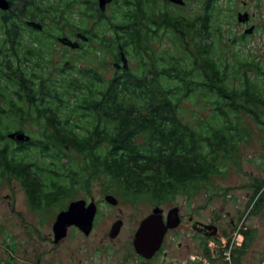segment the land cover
Returning <instances> with one entry per match:
<instances>
[{
  "label": "trees",
  "instance_id": "1",
  "mask_svg": "<svg viewBox=\"0 0 264 264\" xmlns=\"http://www.w3.org/2000/svg\"><path fill=\"white\" fill-rule=\"evenodd\" d=\"M153 2L137 0L133 5L138 18H127L135 32L127 45L142 54L146 18L162 16L172 51L160 58H139L134 70L118 72L99 94L93 91L94 79H84L78 70L66 79L58 74L54 79L27 78L23 71L14 77L21 65H14L15 53L4 54L7 47L0 46V180L6 175L17 179L33 211L62 208L77 190L73 184L89 182L86 174L117 183L127 199L160 205L189 198L226 169L246 139L241 114L264 126L257 116L259 110L264 114L263 60L236 52L234 64H229L207 34L204 16L192 30L190 20L168 9L148 14L146 8L159 5ZM9 19L0 23L3 38L19 39ZM199 97L208 117L195 125L185 123L179 115L182 103ZM39 120L48 125L36 127L31 143L8 138L23 131L19 121L36 125ZM25 143L27 147L21 146ZM72 151L81 166L70 160Z\"/></svg>",
  "mask_w": 264,
  "mask_h": 264
},
{
  "label": "flooded vegetation",
  "instance_id": "2",
  "mask_svg": "<svg viewBox=\"0 0 264 264\" xmlns=\"http://www.w3.org/2000/svg\"><path fill=\"white\" fill-rule=\"evenodd\" d=\"M7 1L9 9L4 10L0 8V23L10 18L9 20L15 23L20 38L16 40L3 38L1 31L3 25L0 24V46L6 45L7 48L2 50L4 54L15 53L12 56L14 65H21L22 69L20 68V71L12 72L14 77L18 76L16 73L23 71L27 78L31 77V74H35V76L42 75L52 79L56 78L58 74L64 78L68 77L69 73L75 74V71L78 70L81 71L85 77L84 79H94L93 91L99 94L101 90L108 87L111 81L115 80L118 72L134 70L131 66V60H134L136 63L140 59L144 61L149 60L152 55L153 57L157 55V58L162 57L163 53L156 54L155 48L152 47L153 42H157V45H159L160 38L164 37L162 16L155 21H148L147 26H144L142 29L145 35L142 37L144 38L143 45L139 46L141 47L139 51L142 54H137V51H132L131 47L127 45L128 37L135 33L130 30V27H133V21L128 22L127 18H138L136 14L134 16L132 14V7L137 3V0H110L105 3L103 9L100 8V0ZM154 1H157L159 5L165 3L164 0ZM194 1L198 2L195 10L196 15L193 17H186L184 15L183 19L190 20L191 28L195 30L197 19L201 20L204 16L205 27L209 32L207 34L212 37L214 0ZM167 2L168 5L177 8L188 6L186 0H183L184 5L182 6L173 4L168 0ZM246 3V1L242 2V6L245 8ZM245 8L241 12L246 16L244 22L238 21L240 12L235 13V24L233 22V25L240 28V30L242 29L243 32L239 35V39L243 40L253 36L259 28L264 26H260L258 23L261 19L258 11L250 12L245 10ZM160 15L162 14L160 13ZM257 16L259 19H257ZM117 20H119V24L116 23ZM249 30L250 32H247ZM61 39H65L72 45L63 44L60 41ZM56 47H59L60 51ZM156 49V52H159L160 49L158 47ZM69 53L77 54L76 59L78 62L82 64L91 63V65H83L81 68L77 66L75 68L68 61ZM56 55L60 59L64 58V62L60 64L61 61L57 60L58 64L53 70L52 68L50 69V66H52L50 63L52 57H56ZM123 59L127 63V68L123 66ZM93 64H97L101 68L111 64L113 69L110 77L104 79L102 76L104 71L102 73L97 72L93 68ZM30 103L31 100L28 99L27 104L30 105ZM46 123V120H39L35 122L36 125L34 126L43 127L44 125H48ZM21 132L29 138L26 141L27 143H31L35 139L30 131L26 132L23 130ZM42 139L44 140L45 138ZM21 146L27 147L28 145L25 143V145L22 144ZM85 185L91 186L84 183H77L72 186L73 188H77V190H83L86 187ZM100 194L101 197L99 199L94 198L93 195L89 199H82L85 202L84 208H88L90 204H93L95 207L91 229L88 233L80 230L75 225H70L66 228L65 236L56 243L53 231L56 216L50 225L47 240L48 244L52 246L48 252L60 250L59 252L63 253L61 255V258L64 259L63 264H242L240 258L242 249L235 247L238 243H235L234 237H231L230 233L224 235L225 237L222 234L225 238V243L221 244L223 237L220 236L222 233L220 222L216 224L213 223L212 219L201 220L193 210L186 212L187 210L183 205H173L166 208L163 204H153L150 213L140 221L135 220V222L130 223L126 237L122 238L125 227L129 226L127 220L123 219V215L127 214V211L124 214L122 206L124 207V204L128 206L137 205L141 202H147V199L120 198L119 194L116 195L107 189ZM120 194L123 196L121 192ZM107 196H112L116 202H108L106 200ZM71 202L73 201L71 200L67 204H64L65 206L63 205L62 208H59L57 215L67 210ZM103 206L108 208L107 210H114L115 215L108 224L96 230L99 223L104 220L105 213L102 209ZM155 209L157 210L155 215L159 217V221L164 226H167L168 222L174 225L172 227L167 226L159 247L153 253L142 255L135 249V234L140 223L153 215ZM173 209H176V213L175 216L171 217L173 220L169 221V213ZM133 212L132 208V211L128 213V219L134 215ZM38 214L41 215V213ZM230 223L232 226L235 225L233 218H230ZM214 225L216 227L215 234L212 228H207ZM116 226L118 228L114 231ZM76 233L81 238L78 243L82 244H79L75 249L67 245V240L71 234ZM94 235H96L95 238L91 240V237ZM243 243L244 240H242V245Z\"/></svg>",
  "mask_w": 264,
  "mask_h": 264
},
{
  "label": "rangeland",
  "instance_id": "3",
  "mask_svg": "<svg viewBox=\"0 0 264 264\" xmlns=\"http://www.w3.org/2000/svg\"><path fill=\"white\" fill-rule=\"evenodd\" d=\"M243 1L247 2L245 5L247 9L242 6ZM186 2L188 6L185 8H177L162 3L157 6L153 4V7L146 8V11L151 15L156 10L168 9L169 13L185 15L186 17L195 16L198 2L194 0H186ZM213 6H216V10L212 12V41L217 46L219 57L229 64H234L233 56L236 52L248 53L251 54V57L253 56V59L261 58L260 60H263L264 63V26L263 29L259 28L253 36L246 38L240 44L236 40L239 39V35L243 31L233 25V22L235 24V13H241L243 8L250 12L258 11L259 17H261L258 23L260 26L264 25V0H214ZM259 17L257 16V19ZM155 20L156 18L152 16L147 21ZM147 21L145 20V22ZM116 23L119 24V20ZM152 45L158 55L172 51L171 41L165 37L160 38L159 45L157 42H153ZM157 47L160 49L159 52H156ZM56 49L60 51L59 47ZM68 57V61L75 68L91 65V63L82 64L78 62L75 53H69ZM57 60L61 61L60 64L64 62V58L60 59L56 55L51 59L50 65L52 64V66L50 69L54 70L58 64ZM131 61L132 69H134L136 63L134 60ZM92 66L97 72L102 73L104 71L102 74L104 79L110 77L113 69L111 64L104 68L97 64ZM248 75L252 76V73L248 72ZM66 78L68 77H64V79ZM234 83L238 84L237 81ZM208 113L209 111L203 108V102L199 97L192 103L187 101L182 103V110L179 115L185 123L195 125L200 120H205ZM240 116L242 119L241 126L247 132V136L237 146L232 159L227 161L226 169L220 175L212 176L209 182L193 196L189 198L179 196L163 205L166 208L173 205H183L187 210L186 212L193 210L201 220L212 219L213 223L216 224L220 222L222 229L220 236L223 237L230 233L229 235L234 237L235 243H238L235 247L242 249L240 253L242 264H264V126L259 125L257 120L247 116V114ZM257 116L262 118L264 122V114L260 113V110ZM17 125L18 128L26 132L33 130L35 132L33 138L38 135L36 126L32 123L19 121ZM68 156L74 165L81 166V161L76 153L72 151ZM85 177L89 182L84 184L91 186L85 185L83 190H76L71 199L65 201L64 204L71 200L75 202L84 198L89 199L92 195L99 199L100 193L106 189L116 195L119 194L120 198L122 197L118 184L107 180L106 177L99 175L97 178L93 175L90 176V174H86ZM153 204L147 200V202L133 206L126 204L124 207L122 206L124 214L127 211L126 216L123 215V219H126L129 224L128 227H125L122 238L126 237L130 223L135 222V220L140 221L150 213ZM132 208L134 215L128 219V213L132 211ZM102 209L105 213L104 220L101 219L103 221L99 223L96 230L108 224L115 215L114 210H107L108 208L104 206ZM58 212V207L49 208L41 215L33 212L28 206L27 197L20 182L11 176H4L0 180V264H63L64 259L61 258L63 253H60V250L48 252L52 246L48 244V232ZM230 218L234 219V226L230 223ZM95 236L91 237V240ZM224 237L221 239L222 245L225 243ZM80 239L77 233L71 234L67 240V245L76 249L79 244H82L78 243ZM242 240H244L243 245ZM86 242L89 243L87 240Z\"/></svg>",
  "mask_w": 264,
  "mask_h": 264
},
{
  "label": "water",
  "instance_id": "4",
  "mask_svg": "<svg viewBox=\"0 0 264 264\" xmlns=\"http://www.w3.org/2000/svg\"><path fill=\"white\" fill-rule=\"evenodd\" d=\"M110 0H100V8L103 9L105 3ZM169 2L176 5H184L183 0H168ZM0 8L4 10L9 9V3L7 0H0ZM245 14H240L238 16L239 22H244ZM33 24V23H32ZM35 26V25H33ZM37 27V26H36ZM247 32H250L247 31ZM63 44H71L65 39L60 40ZM72 45V44H71ZM123 57V55H122ZM123 66L127 68V63L123 59ZM8 138L13 140L16 143H24L29 140V138L21 131H16L8 135ZM106 200L108 202L115 203V199L112 196H107ZM85 202L83 200L71 202L68 205L67 210L60 212L56 216V220L53 226L55 242L57 243L61 238L65 236L66 228L70 225L77 226L80 230L88 233L91 229L92 220L95 213V207L93 204H90L88 208H84ZM157 210L153 211V215L144 219L135 234V249L140 254L150 255L153 253L160 245L163 234L168 227H172L174 224L168 222L167 226H164L161 221H159V217L156 216ZM176 209H173L169 213L168 220H173L171 217L175 216ZM204 227V226H203ZM118 226L115 227L114 231ZM207 228H212L213 233L215 234L216 227L208 226ZM115 233V232H114Z\"/></svg>",
  "mask_w": 264,
  "mask_h": 264
}]
</instances>
